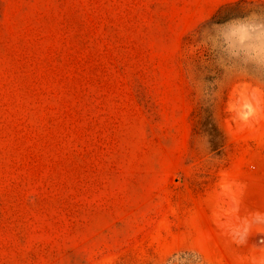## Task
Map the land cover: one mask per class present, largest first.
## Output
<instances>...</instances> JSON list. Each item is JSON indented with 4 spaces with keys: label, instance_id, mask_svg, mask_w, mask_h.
Wrapping results in <instances>:
<instances>
[{
    "label": "rangeland",
    "instance_id": "1",
    "mask_svg": "<svg viewBox=\"0 0 264 264\" xmlns=\"http://www.w3.org/2000/svg\"><path fill=\"white\" fill-rule=\"evenodd\" d=\"M0 264H264V0H0Z\"/></svg>",
    "mask_w": 264,
    "mask_h": 264
},
{
    "label": "trees",
    "instance_id": "2",
    "mask_svg": "<svg viewBox=\"0 0 264 264\" xmlns=\"http://www.w3.org/2000/svg\"><path fill=\"white\" fill-rule=\"evenodd\" d=\"M214 146H215V148L220 146V141H219V143L218 142L214 143Z\"/></svg>",
    "mask_w": 264,
    "mask_h": 264
}]
</instances>
